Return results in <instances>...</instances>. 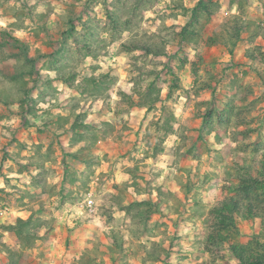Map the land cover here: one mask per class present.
Here are the masks:
<instances>
[{
    "label": "rangeland",
    "instance_id": "1",
    "mask_svg": "<svg viewBox=\"0 0 264 264\" xmlns=\"http://www.w3.org/2000/svg\"><path fill=\"white\" fill-rule=\"evenodd\" d=\"M233 1L240 20L227 13L232 0H207L210 14L186 7L199 0H0V97L20 99L42 132L38 116L73 120L69 130L82 136L67 144L84 145L79 188L66 193L83 203L94 188L97 198V212L74 223L55 217L62 210L44 194L47 176L38 175L37 191L14 183L11 195L32 196L42 215L24 225L15 264H69L52 254L44 226L78 229L86 247L70 264H241L216 235L213 207L243 179L264 175V0ZM55 97L64 110L31 102ZM4 198L0 208L14 200ZM250 201L233 214L231 242L264 238L263 198Z\"/></svg>",
    "mask_w": 264,
    "mask_h": 264
},
{
    "label": "crops",
    "instance_id": "2",
    "mask_svg": "<svg viewBox=\"0 0 264 264\" xmlns=\"http://www.w3.org/2000/svg\"><path fill=\"white\" fill-rule=\"evenodd\" d=\"M200 2H204L206 6H208L205 11L210 14L212 10H210V6L207 0H199L198 3ZM1 5L2 4L0 3V13H4ZM186 7H188L189 10H191L190 7H192V10H194V6ZM227 13H229V15H242L239 2L232 0V3L227 9ZM6 23L7 20L5 19V15H0V32L7 33V30L5 28L7 25ZM222 23H220L219 26H221ZM213 35L214 33L212 34V36ZM62 100L63 97L59 98V100H57L55 97L49 101H47L46 98V100L35 102L34 100H32L31 102L32 105L37 108L42 106L45 109H50L51 111H60L64 110L60 109L64 105ZM22 104L23 102L20 99L7 102V100H4L0 97V108L12 107V113H10V111L8 112V114L0 112V123H2V125H0V139L4 140L3 146H0V195H3V197H5L6 199L8 196L10 198L13 197L14 199L12 202H10L8 198L6 202L7 205L3 208H0V247H2L0 248V264H15L18 261L14 260V258L12 257V253L21 247L20 243H22V237L24 236V234H26V230L21 226V224H19V220H23L25 224H31L36 218V215L42 217V215L38 213L41 211V209H38L39 205L38 207L35 205L36 200H33L32 196H25L24 194L22 195L18 193L21 192L20 189H18V192L15 194L18 196L11 195L12 191H14V183H16L20 187L25 186L29 189L30 187H32L35 191H37L38 187L40 189L43 188L40 182L44 181L37 180L38 175L47 176L48 183L50 185L47 184V188L44 194H46V196H49L50 204H59L60 210H62L59 215L56 213L55 217L67 219L69 218V220L74 222L72 219H76L77 217L83 215L85 211L93 214L97 212V198L94 188H91V190L86 194L83 203H80L79 200H77L78 197L77 199H75L76 196L66 193L68 187L74 186L76 188V186H78V179H76L77 174L75 175V173H78L79 175V172L75 169V167L80 163L79 151H81V148L79 147V145L80 143H83L73 142L72 144H67V141L69 140V137L74 136H76L79 140V138H81L82 136V134H80L81 131L74 129L73 127L71 128V130H69V125L73 123L72 119H70V123H66L65 126H63V122L68 121V118H64V116H61L63 120L56 121V119L58 120L60 118V115H56L53 112L51 113L54 114L53 118L56 117L55 119H51V116V118H47L48 120H46V114L44 116H38L40 117L39 119H41L43 122H46V127H41L45 132L36 130V125L33 121H36L37 123V120H35L34 117L28 118L25 116L27 114V110L23 109ZM43 111H48L46 113H50L49 110ZM28 121L31 124L30 126L26 125L28 124ZM25 126H27L30 130L29 132L27 131V133H33V136L35 137V140L30 143L32 145L23 142V139L27 138L26 135L21 134L22 128H25ZM40 133L48 134L50 137V141L48 143L39 141L38 134ZM34 143H37L38 145ZM43 155L44 158H42L40 162H37L38 157ZM71 155L75 156L76 161V164L73 162L72 166L67 161L68 156ZM20 168L23 175L28 173L31 177L30 183L28 185L24 183L25 178L22 175L17 174V171L19 172ZM43 170L46 171L42 172ZM92 183H96L95 179L92 181ZM49 186L54 189H51L49 191ZM89 198H92L94 200L93 206L88 205ZM5 201L6 200H0V204L3 205ZM70 217H72V219ZM59 223L60 222H57V225ZM21 227L23 228V230H21ZM20 230L22 232H20ZM43 230H45L43 234H45L46 236L47 232L50 233L51 247L53 249L52 254L54 255V253H56L58 255H61L60 257L63 258L65 262L67 261L69 264L79 258L80 254L86 247V244H82L83 238L79 237L81 234L78 233V229L71 231V233L69 231V234L68 232L61 233L58 228L54 229L50 228L49 226H44ZM56 231L58 232V235L54 234V232ZM85 233H88V231H86ZM69 235L76 236L77 238H69ZM54 263V259L52 262H47V264Z\"/></svg>",
    "mask_w": 264,
    "mask_h": 264
},
{
    "label": "trees",
    "instance_id": "3",
    "mask_svg": "<svg viewBox=\"0 0 264 264\" xmlns=\"http://www.w3.org/2000/svg\"><path fill=\"white\" fill-rule=\"evenodd\" d=\"M199 6H202L205 9H207L208 7L204 2H200L197 4V6H195L194 10H196ZM232 16L235 19L236 18L239 20L241 19L239 15H232ZM235 22L239 24L238 21ZM240 28L241 27H239L238 30ZM211 39L214 40L213 42L216 41V39H214V36H212ZM236 189L238 192L236 195L228 196L222 200H219L217 204L213 207V213H214L213 219L215 220L214 226L216 229L222 230V232L216 233V235L217 237L222 238L223 240L230 241V247L232 249V252L234 256L240 260L241 264H264V238L260 239L257 236L253 241V243H247V244L231 242V236H232L231 229L237 231V225L234 220L233 214L240 212L241 206L242 205L244 206V200L247 202V200L250 201L251 199L253 200V198L256 197L257 200L259 201V196L262 197L263 198L262 210L264 212V175L260 178L252 176V177H248L247 179H243L242 183L236 186ZM241 191L244 194L240 195ZM246 204L250 208L256 206V204L252 203V201ZM262 221L264 228V213L262 214ZM19 224H21V226L24 228L25 223L23 222V220H19ZM22 227L21 230H23ZM21 230L20 232H22Z\"/></svg>",
    "mask_w": 264,
    "mask_h": 264
},
{
    "label": "built area",
    "instance_id": "4",
    "mask_svg": "<svg viewBox=\"0 0 264 264\" xmlns=\"http://www.w3.org/2000/svg\"><path fill=\"white\" fill-rule=\"evenodd\" d=\"M93 204H94V200L92 198H89L88 199V205L93 206Z\"/></svg>",
    "mask_w": 264,
    "mask_h": 264
}]
</instances>
